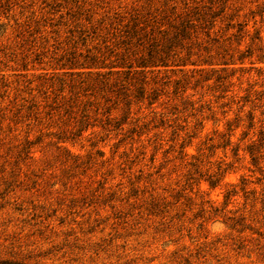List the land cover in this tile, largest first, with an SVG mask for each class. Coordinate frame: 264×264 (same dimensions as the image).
Wrapping results in <instances>:
<instances>
[{"label": "rangeland", "instance_id": "obj_1", "mask_svg": "<svg viewBox=\"0 0 264 264\" xmlns=\"http://www.w3.org/2000/svg\"><path fill=\"white\" fill-rule=\"evenodd\" d=\"M137 13L185 67L109 69ZM262 56L264 0H0V264H264Z\"/></svg>", "mask_w": 264, "mask_h": 264}, {"label": "trees", "instance_id": "obj_2", "mask_svg": "<svg viewBox=\"0 0 264 264\" xmlns=\"http://www.w3.org/2000/svg\"><path fill=\"white\" fill-rule=\"evenodd\" d=\"M167 17L168 16H163L162 20ZM176 17L178 20L177 22L175 19L169 21L168 18L165 24H163L157 21L158 19L156 16L148 18L138 13L131 15L130 20L123 25V30L119 31V33H122V43L130 46L132 44L135 47L139 46L141 48V54L135 59V63L120 58L117 64L110 66L109 69L115 67L124 69L125 74L128 76L134 68L142 72L145 69L185 67L186 62L184 58L175 60V50L177 48H182L185 40L190 39L191 35L195 33L197 29H202L204 27V20L200 16H189L188 14L184 17L177 14ZM164 25L167 27L162 28ZM213 26L214 24L212 21L210 22V28ZM259 59L264 61V56ZM86 61L88 62V66H86L88 69L106 68L102 63L98 62L95 56L87 57ZM227 64L226 61L218 63V65ZM118 71L119 70H116L115 73Z\"/></svg>", "mask_w": 264, "mask_h": 264}]
</instances>
